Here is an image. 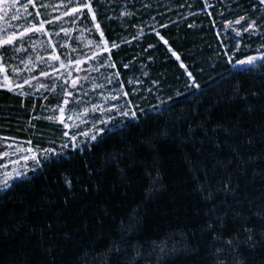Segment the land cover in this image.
Masks as SVG:
<instances>
[{
    "label": "trees",
    "instance_id": "trees-1",
    "mask_svg": "<svg viewBox=\"0 0 264 264\" xmlns=\"http://www.w3.org/2000/svg\"><path fill=\"white\" fill-rule=\"evenodd\" d=\"M146 2L199 88L172 91L188 80L150 35L168 101L0 192V264H264V61L232 71L208 13L165 24L171 0Z\"/></svg>",
    "mask_w": 264,
    "mask_h": 264
},
{
    "label": "rangeland",
    "instance_id": "rangeland-1",
    "mask_svg": "<svg viewBox=\"0 0 264 264\" xmlns=\"http://www.w3.org/2000/svg\"><path fill=\"white\" fill-rule=\"evenodd\" d=\"M131 1L133 0H108L106 3L104 0H91L101 31L108 41L107 51H100L96 47V43H93V41L99 42L100 32H97L87 9L81 10L83 15H80L75 24L71 22L72 18L77 15L74 13L61 16L60 20L53 19V17L61 15L65 3L76 4L82 0H63V3L61 0H34V3L38 5H51L35 9L31 5L27 9L22 7V4L27 0H16V5L12 8L8 7L11 0H3V3H0V9H2L0 17H3L0 19V34L7 35L10 31H23L25 27H31L32 24L38 26L41 20L50 21L39 32L33 29L31 32L25 33L23 37H17L11 45H0V55L3 57L0 63L5 65L4 72L0 73V83L4 82V75H8L10 80L23 85L22 90L26 93L25 96H20L19 90L9 91L7 88H0V93L7 92L10 95L6 97L4 104H0V148L1 152L5 153L0 156V166H3L0 167V174L5 170L11 172L13 169L24 173L20 178H13L9 186L15 181L26 179L31 174L38 172L45 162L66 156L69 152L81 150L99 140L105 133L136 121L138 114H142L144 111H153L168 101L167 89H164L157 79L162 77L163 71L158 68L154 73L153 69L158 66L150 64L153 60L155 61L153 57L156 58L158 55L150 35H154L165 47L166 53L176 61L188 80L187 84L175 85L172 91L186 90L188 87H192L184 69L180 67L182 60H177L169 51V44H165L164 40L156 35L162 26L160 27L159 21L156 20L155 13L165 9L167 5L160 7L155 5L150 9L147 0H137L134 4L137 6L136 8L141 13L144 9L146 11L143 18L140 19L141 24L139 23L137 28L133 27L132 29L111 27L109 28L113 29L111 38L106 37L103 23L110 19L125 17L129 5L132 4ZM200 1L202 8L197 9L195 0H181L180 2L171 0L170 3L174 5V8L166 11L167 16L163 23L188 19L191 15L200 12L208 13L211 17L209 18L214 34L219 40V46L221 44L228 45L227 48L220 46V53L219 51L213 52L214 59L218 58L220 54L232 71L253 68L264 61V59H257L253 64H235V59H242L245 55H259L257 48L261 43L260 29L255 32L250 30L249 33H242V45L238 51L233 53L231 49L235 48L236 41L232 37L235 34L231 32V29H226L224 25V20L232 21L237 15L245 13L251 19L259 22L261 11L258 0H207L210 5L207 9L204 7L205 0ZM177 3L179 4L177 5ZM253 3L257 4L256 9L252 8ZM212 10H214L215 16H212ZM37 11L41 13L39 17L36 16ZM27 13H31V15ZM13 14L17 16V19H12ZM61 28H69L71 31L66 34L61 31ZM152 29H155L156 32ZM45 30H47V35ZM49 40L52 41V44L48 43ZM112 42H115L117 47L113 48ZM150 44L153 47L150 48ZM244 44H249V47H244ZM17 48L19 51H16ZM53 48L60 56V60L64 61L65 67H60V60L49 59ZM93 51L97 53L96 56H92ZM259 51L264 52V48ZM225 52L233 56V63L228 62L224 55ZM240 54L243 56L238 58L237 55ZM38 56L41 59H37ZM85 56L89 59H84ZM77 58L81 59L79 67L68 63V60ZM109 58L116 67L105 63ZM163 59H165L164 56ZM162 63H165V60ZM124 64H128V67L125 68ZM14 69H19V72ZM41 71L47 72L48 75L41 76ZM188 71L190 70L188 69ZM116 72H119L120 75L116 76ZM31 77H35V79H31ZM74 77L77 78V84L75 88H72L71 83ZM24 79H28L29 83L24 85ZM53 83L56 85L55 88L51 87ZM41 84L45 87H39ZM121 86H123L122 91H120ZM64 88H68L72 92V96L68 98L69 103L64 105L66 110L64 123L70 125L68 128H65L64 123L59 120L49 121L44 118L53 114L60 115L56 105L64 99ZM125 92L128 93L126 97L123 95ZM0 98L3 99L4 96L0 94ZM4 105L6 108L3 107ZM93 105H96L95 109H93ZM112 105H116L117 108H112ZM125 107H131L132 111L136 112V117L120 115L119 112L123 111ZM84 108L88 109L86 113L83 112ZM68 117H72V119ZM102 121L106 123L102 124ZM100 127H104L105 131L99 134L97 140H91L92 130ZM65 132L68 133V136H64ZM72 136H76L75 141L71 139ZM29 141L31 143H28ZM73 143L77 144L76 148L71 146ZM63 145H67V147ZM28 148H32L33 153L39 156L41 160L39 165L32 161L31 154L27 152ZM48 148H54L57 155L52 156L46 153L44 149ZM24 155H29V159L24 160ZM45 157L47 158L45 159ZM7 188L0 187V192Z\"/></svg>",
    "mask_w": 264,
    "mask_h": 264
},
{
    "label": "snow or ice",
    "instance_id": "snow-or-ice-1",
    "mask_svg": "<svg viewBox=\"0 0 264 264\" xmlns=\"http://www.w3.org/2000/svg\"><path fill=\"white\" fill-rule=\"evenodd\" d=\"M61 2L63 3V0H61ZM0 3H3V0H0ZM258 4L260 7V11H261V17H260V21L257 22L256 20L251 19L250 17H248V14L245 13L244 15H237L235 20L229 21V20H224V25L226 29H231V32L234 33V38L236 41L235 44V48L231 49V51L234 53L236 51L239 50V48L242 45V40H241V36L242 33H249L250 30L252 32H255L257 29H260V39H261V43L257 48V52L259 53V55H245L242 59H235L234 63L237 65H244V64H253L257 59H264V52H260L259 49L264 48V0H258ZM16 5V0H11V2L8 4L9 8H12L13 6ZM31 5L32 8H38V7H50L51 5H38L36 3H34V0H27L26 3L22 4V7L27 9L28 6ZM204 7L205 9H207L208 7H210V5L207 3V0H205L204 3ZM252 8L256 9L257 8V4L253 3L252 4ZM82 9H87L88 14L91 15L92 17V23L95 25L97 32H100V40L99 42H95L93 41V43H96V47L100 49V51H107L108 50V41L105 39L104 37V33L101 31V27L100 24L97 20L96 17V13L94 11L93 5L91 0H82V2L80 3H76V4H72V3H65L64 4V8L61 10V15L60 16H55L53 17L54 20H60L61 16H65L68 15L69 13H74L77 14L72 18V23L75 24L76 20L80 18V15H83L82 13ZM0 11H2V9H0ZM28 15H31V13H27ZM41 15V13L39 11L36 12V16L39 17ZM0 19H3V17H0ZM12 19H17V16L15 14H13ZM244 21L245 23L242 24L241 22ZM50 23V21L48 20H41L39 25H35L32 24L31 27H25L23 29V31H10L7 33V35H3L0 34V45H11L13 43V41L17 38V37H23L25 33L31 32L33 31V29L37 32L41 31L42 29H44L45 24ZM61 31L65 32L66 34L69 33L71 31V29L69 28H61ZM152 31L156 32L155 29H152ZM45 34L47 35V30H45ZM156 35L160 37L161 40H164L165 44H167V40H165V38L159 33L156 32ZM219 37V34H218ZM49 44H52V41L49 40L48 41ZM103 46V47H101ZM113 48L117 47V45L115 44V42H112L111 45ZM221 47L227 48L228 45L226 44H221ZM149 47H153V45H149ZM244 47H249V44H244ZM16 51H19V49L17 48ZM169 51L172 52V55L176 57L177 60H180V56L172 50L171 47H169ZM97 53L95 51L92 52V56H96ZM224 55L227 57L228 62L229 63H233V56L229 55L228 52H225ZM3 57L2 55H0V60H2ZM37 59H41L39 56L37 57ZM49 59L53 60V61H57L60 60V56L57 55L55 48H53L52 52L49 54ZM84 59H89V57L85 56ZM149 59H151V57H149ZM69 64H75L77 67H79L80 63H81V59L77 58L75 60H68ZM105 63L109 64V66L111 67H116V65L112 62L111 58H109L108 60L105 61ZM60 67H65L64 61L60 60ZM124 67L127 68L128 64H124ZM180 67L182 69H184V72L186 73V75L189 78V82L191 83V85L193 87L199 88V84L196 82L193 73L188 71L187 67L185 66V64L183 62L180 63ZM5 70V65L3 63H0V73L4 72ZM14 71L19 72V69H14ZM53 71H55V69H53ZM41 76H47L48 73L41 71L40 72ZM69 75H71V73H69ZM116 76H119L120 73L116 72L115 73ZM31 79H35V77H31ZM3 83H0V88H7L9 91H13V90H19L18 94L20 96H25L26 93L22 90L23 89V85L21 84H16L14 81L10 80L8 75H4L3 77ZM29 83L28 79H24L23 80V84L26 85ZM77 84V78H73L72 79V83L71 86L72 88H75ZM39 87H45V85L41 84L39 85ZM52 88H55L56 85L55 83H53L51 85ZM123 86H121V90L122 91ZM51 90V89H49ZM255 95V93H253ZM123 95L126 97L128 95V93H123ZM72 96V92L68 90V88H64L63 89V97L64 99L58 104L56 105V107H58L59 109V113L60 115L57 116L55 114L53 115H49L44 117L45 119L49 120V121H57L59 120L61 123H64V113H65V108L64 105L69 103L68 98ZM77 99H79V97H77ZM113 99H115V97H113ZM23 104V101L21 102ZM93 109L96 108V105L92 106ZM112 108L116 109L117 106L116 105H112ZM132 107H135V105H132ZM88 109L84 108L83 112H87ZM101 111H103V109H101ZM117 111H119V109H117ZM120 115L125 116V117H131V118H135L136 117V112L132 111L131 107H125L123 111L119 112ZM69 119H72V117H68ZM106 123L104 121L101 122ZM34 127V125H33ZM64 127L68 128L70 127L69 124L64 123ZM93 135L91 136V140L95 141L98 139L99 134L103 133L105 131L104 127H100V128H94L93 130ZM230 130L228 128H224V132L228 133ZM64 136H68V133L65 132ZM71 139L73 141L76 140V136H72ZM28 143H31V141H29ZM64 147H67V145H63ZM73 148L77 147L76 143H73L71 145ZM235 150V149H234ZM44 151L46 153L51 154L52 156H56L57 152L54 148H48V149H44ZM27 152L29 154H31V159L32 161L39 165L41 163V160L39 158V156H37L35 153H33L32 148H28ZM5 155L4 152H0V156ZM47 157H45L46 159ZM24 160H28L29 159V155H24L23 156ZM3 167V166H0ZM24 175L23 172L18 171L13 169L11 172L5 170L2 174H0V187L3 188H7L9 186V183L12 181L13 178H20ZM65 183H70V181H68L67 179H65ZM225 187L227 188L228 185L225 184ZM237 215H239V213H236ZM209 228L212 227V225L208 226ZM245 231L249 233L247 239L248 240H252V235H251V229L245 228ZM217 236L215 233H213V239H216ZM227 243L231 244V239H229L228 241H226ZM217 252L221 251L220 248H217L216 250Z\"/></svg>",
    "mask_w": 264,
    "mask_h": 264
}]
</instances>
